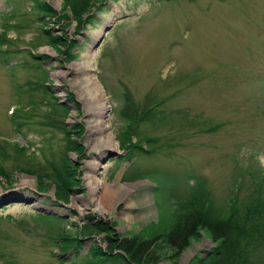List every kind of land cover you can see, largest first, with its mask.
<instances>
[{
	"label": "rangeland",
	"instance_id": "1",
	"mask_svg": "<svg viewBox=\"0 0 264 264\" xmlns=\"http://www.w3.org/2000/svg\"><path fill=\"white\" fill-rule=\"evenodd\" d=\"M81 2L0 0V264H87L134 237H154L152 264H192L216 244L200 230L169 248L176 213L264 194V0ZM261 245L247 264H264Z\"/></svg>",
	"mask_w": 264,
	"mask_h": 264
},
{
	"label": "trees",
	"instance_id": "2",
	"mask_svg": "<svg viewBox=\"0 0 264 264\" xmlns=\"http://www.w3.org/2000/svg\"><path fill=\"white\" fill-rule=\"evenodd\" d=\"M81 3L78 4L79 12L89 6L86 0H82ZM80 15L81 13L77 14L78 17ZM36 166L37 164L29 165L28 162H24L23 166L18 164L17 167L24 172H31L37 169ZM68 168L70 166L65 163L62 168L57 169V172L67 170L64 179L66 188L74 184L73 173ZM6 172L9 171L1 166L0 173L5 174ZM63 175H65L64 172ZM57 177L61 179L64 176ZM247 197L246 202L237 206L236 193L229 194L226 197L228 204L217 211L212 205L207 207V201H204V205L194 203L186 210H180L176 213L171 227L161 235L164 243L176 253H180L187 248L190 240L197 236L198 231L203 230L210 236L216 247L206 257L196 258L192 264H247L246 258L251 249L264 244V194L260 190L252 191ZM106 228L104 224H101L97 230ZM74 241L76 245L78 244L76 247L78 248L81 240L75 239ZM108 242L110 246H114L117 253H113V249L108 251H102L99 248L92 249L87 264L91 261L113 264H152L156 260L153 251L156 243L154 237L150 239L124 238L116 242L109 238Z\"/></svg>",
	"mask_w": 264,
	"mask_h": 264
},
{
	"label": "bare ground",
	"instance_id": "3",
	"mask_svg": "<svg viewBox=\"0 0 264 264\" xmlns=\"http://www.w3.org/2000/svg\"><path fill=\"white\" fill-rule=\"evenodd\" d=\"M94 55H90L89 56H86L85 58V62H87L88 64V68L86 66V70H87V77H86V84L87 87H86V92H87V96H86V99H85V102H86V105H91L93 106L94 108H92L90 111H89V114L92 115L93 119L89 121V128L90 130L96 135H99V136H104V134L107 133V126H105V123L102 121V113L104 112V106L102 105L101 103V95L102 97L104 96L103 92L100 91V87H98V82L96 79H93L90 74H91V65H90V61H91V58H93ZM80 65H74L72 67L73 69V72L76 73L80 70L81 67H79ZM82 69V68H81ZM102 92V93H101ZM101 94V95H100ZM94 136V135H93ZM95 137V136H94ZM102 143V146H106V147H110L112 146V140L110 138V136H105L104 137V140L101 142ZM114 193L113 192H110L108 194V197L107 199H110L111 196H113ZM116 195V193H115ZM115 197V196H114Z\"/></svg>",
	"mask_w": 264,
	"mask_h": 264
}]
</instances>
